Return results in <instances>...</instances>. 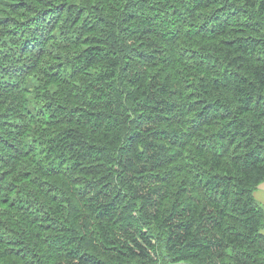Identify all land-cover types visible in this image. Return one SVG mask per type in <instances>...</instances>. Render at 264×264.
<instances>
[{
    "label": "trees",
    "instance_id": "obj_1",
    "mask_svg": "<svg viewBox=\"0 0 264 264\" xmlns=\"http://www.w3.org/2000/svg\"><path fill=\"white\" fill-rule=\"evenodd\" d=\"M264 0H0V264H264Z\"/></svg>",
    "mask_w": 264,
    "mask_h": 264
},
{
    "label": "crops",
    "instance_id": "obj_2",
    "mask_svg": "<svg viewBox=\"0 0 264 264\" xmlns=\"http://www.w3.org/2000/svg\"><path fill=\"white\" fill-rule=\"evenodd\" d=\"M263 183H261L254 191V196H256L258 201L262 204H264V185H262Z\"/></svg>",
    "mask_w": 264,
    "mask_h": 264
},
{
    "label": "rangeland",
    "instance_id": "obj_3",
    "mask_svg": "<svg viewBox=\"0 0 264 264\" xmlns=\"http://www.w3.org/2000/svg\"><path fill=\"white\" fill-rule=\"evenodd\" d=\"M262 185H264V183L262 184ZM255 198H256V196H255ZM257 199V198H256ZM258 200V199H257Z\"/></svg>",
    "mask_w": 264,
    "mask_h": 264
}]
</instances>
